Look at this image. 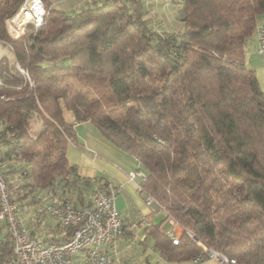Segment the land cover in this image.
Here are the masks:
<instances>
[{
    "label": "trees",
    "instance_id": "obj_1",
    "mask_svg": "<svg viewBox=\"0 0 264 264\" xmlns=\"http://www.w3.org/2000/svg\"><path fill=\"white\" fill-rule=\"evenodd\" d=\"M24 1L0 0V43L15 55L0 69L11 190L9 177L64 198L92 186L67 157L69 144L83 148L76 124L90 121L145 169L142 191L164 217L142 231L160 257L202 253L190 231L240 264H264V90L247 62L264 0H163L180 7L183 27L171 31L156 29L144 0H87L73 13L45 0L42 25L14 39L7 20ZM168 217L184 228L177 244L161 229ZM0 257L14 264L7 231Z\"/></svg>",
    "mask_w": 264,
    "mask_h": 264
},
{
    "label": "built area",
    "instance_id": "obj_2",
    "mask_svg": "<svg viewBox=\"0 0 264 264\" xmlns=\"http://www.w3.org/2000/svg\"><path fill=\"white\" fill-rule=\"evenodd\" d=\"M46 14L45 0H25L16 14L7 20L9 34L14 39L21 37L28 25L38 28ZM258 52L264 63V19L256 30ZM24 72L23 68L18 66ZM0 84H3L0 78ZM130 179L146 174L139 170L129 172ZM142 190V186H139ZM116 187L112 183H102L96 189L92 203L76 206L70 198L58 203H48L45 211L63 227H71L68 237L62 241H44L33 236L27 228L20 212V204L10 188L6 177L0 172V220L9 234L12 243L14 264H73L76 256H81L85 264H112L111 256L103 249L116 242L123 233V221L116 207ZM147 205L156 201L150 194L145 195ZM166 221V230L174 244L179 242L184 228L173 217ZM0 227V248H1ZM203 252L193 257L189 264H202L213 260L219 264H240L226 254L212 249L199 241L192 232L187 231ZM0 264H3L0 257Z\"/></svg>",
    "mask_w": 264,
    "mask_h": 264
},
{
    "label": "crops",
    "instance_id": "obj_3",
    "mask_svg": "<svg viewBox=\"0 0 264 264\" xmlns=\"http://www.w3.org/2000/svg\"><path fill=\"white\" fill-rule=\"evenodd\" d=\"M88 1H95L98 3L102 0ZM162 1L163 0H161V2ZM82 2H84V0ZM166 3L170 4L168 2ZM160 17L161 16L156 19L155 17H151V21L154 23L156 29L160 31L175 30V27L172 24L176 21V19L169 20L168 18H164V16L163 18ZM157 19L158 23L155 21ZM14 60L15 55L13 51L5 44L0 43V69L3 65L2 63L8 62L11 64ZM247 62L252 68H254L259 84L264 90V63L262 62L261 56L258 52L257 37L249 45L247 51ZM79 124L80 123H77L75 128H77ZM41 127L42 122L40 120L35 119L32 122V130L35 133H38ZM90 128L93 129L92 131L95 135L100 134L94 130L92 126ZM76 133L80 140H84L83 137L78 134L77 130ZM88 145L93 148H87L85 144L82 145L83 148H79L75 144H69L67 148V157L70 164L77 167L78 174L80 176L95 183H93L92 186H87V189L85 188L82 192L77 191L76 189L74 191H70L68 195L72 197V201L76 206H84L92 203L96 189L99 185L104 182L115 185V201L117 210L120 213L123 223L127 226L126 229H130L133 233H123L114 244L103 249L111 256L112 264H126L124 262L125 257L122 256L121 253V245H132L137 239H139V242L143 245V258L145 260V264H189L191 260L167 261L160 257L158 252L154 250L152 238L149 236L146 237L145 233L142 231V227L145 226V224L155 222L156 217L158 215L160 216L164 212L160 209L157 202L151 206L146 204V194L139 188L143 179L140 176L130 179L128 176L129 172L141 170V165L137 157L132 154L128 156L129 153L125 152L121 148H94L96 144ZM76 191L81 192L82 195L76 193ZM65 194L50 191L38 192V197L42 202V207L38 210L39 213L36 216L33 214L30 225L25 223L33 236L44 241H62L68 237L70 232L69 229L63 227L44 210L48 203H58L63 200ZM162 219L163 218H161V220ZM168 227V222L164 220L161 224V229L165 231ZM149 239L152 240L151 245L148 241ZM204 262L202 264H219L213 260H205ZM73 264H85V262L81 256H76Z\"/></svg>",
    "mask_w": 264,
    "mask_h": 264
},
{
    "label": "rangeland",
    "instance_id": "obj_4",
    "mask_svg": "<svg viewBox=\"0 0 264 264\" xmlns=\"http://www.w3.org/2000/svg\"><path fill=\"white\" fill-rule=\"evenodd\" d=\"M83 0H54V5L58 8L66 10L68 13H73L74 10L78 5H80ZM145 4L147 6V17L150 16L152 18L155 17L158 18H168L169 20L171 19H176V21L173 22V26L175 29H180L183 27V22L181 21L179 17V4H167L166 2L161 0H144ZM77 9V8H76ZM75 9V10H76ZM16 14V13H15ZM15 16V15H14ZM156 23H158V19L155 20ZM2 84H0L1 87ZM94 128L97 132L100 133V130L90 121H85L80 123L76 130L80 136L83 137L84 140H80L79 136H77L78 139V144L83 145L87 148H93L90 147L88 144L93 145L94 148H120L116 146L115 144L109 142L103 135H95V133L92 131L90 127ZM104 143H102V142ZM106 144V145H105ZM121 150V149H120ZM124 152V151H123ZM126 152V151H125ZM130 156V153L128 154ZM136 171V170H134ZM142 173H145V169L141 167ZM12 182V189L14 190V194L16 197H18V202L20 204V212L22 217L24 218V221L27 225H30L31 218L36 216L39 212L38 210L41 209L42 207V202L40 201L38 197V191L36 189H32L28 185L29 178H21L19 180H16L13 177L8 178ZM71 200L72 197H70ZM164 217V214L162 213L160 216L158 215L156 217L155 222L161 221V218ZM0 227L2 228V233H1V238L4 235V232L6 231L5 226H4V221L0 220ZM166 230V229H165ZM150 245L152 243V240H148ZM129 245V244H128ZM121 253L122 256H124V262L126 264H145V260L143 258V245L142 243L139 242V239L135 241L134 244L127 246L125 244L124 246L121 245ZM208 262V261H207ZM205 263V262H204Z\"/></svg>",
    "mask_w": 264,
    "mask_h": 264
}]
</instances>
